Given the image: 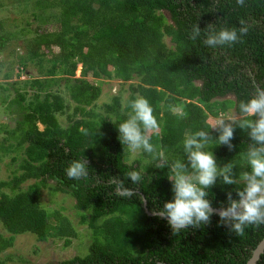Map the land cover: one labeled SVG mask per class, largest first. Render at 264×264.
<instances>
[{"label": "trees", "instance_id": "trees-1", "mask_svg": "<svg viewBox=\"0 0 264 264\" xmlns=\"http://www.w3.org/2000/svg\"><path fill=\"white\" fill-rule=\"evenodd\" d=\"M50 8L60 11L59 30L36 31L25 41L26 54L17 56L18 69L4 75L17 86L9 103H15L17 115L9 114L13 126L1 128L0 152L1 157L16 153L11 163L18 167L9 181L0 182V190L9 191L0 192V224L9 234L0 235V254L12 248L18 235L32 234L40 243L60 238L67 246L76 237L68 219L54 212L50 223L41 209L40 193L48 188L75 201L81 224L93 235L88 255L58 264H246L264 237V225H250L241 236L214 215L207 225L173 234L165 220L148 215L172 198L170 169L155 168L142 153L129 162L117 125L127 118L131 100L147 98L160 125L151 142L172 160L175 153L183 155L186 133L214 126L230 109L238 116V103L255 86H264V0H245L243 6L236 0H37L33 5L35 10ZM241 23L247 32L232 46L206 47L203 34L197 41L189 39L196 24L206 32L208 25L219 30ZM3 28L0 24V53L18 38ZM20 32L23 36L26 29ZM52 47L58 55H52ZM30 65L36 71L32 77L26 73ZM78 66L81 73L75 78ZM22 76L29 79L20 82ZM89 78L126 84L125 106L114 97L97 110L102 90ZM62 92L73 106L65 127L59 116L69 105ZM249 143L247 131L237 127L232 150L216 143L209 150L218 166L232 162L238 178L247 170L243 154ZM81 156L88 161V177L69 179L65 169ZM132 169L145 171L135 187L126 175ZM113 177L134 187L138 196L125 198ZM236 188L243 184L218 181L209 189L213 207L226 206L227 192L236 198ZM256 264H264V253Z\"/></svg>", "mask_w": 264, "mask_h": 264}, {"label": "clouds", "instance_id": "clouds-1", "mask_svg": "<svg viewBox=\"0 0 264 264\" xmlns=\"http://www.w3.org/2000/svg\"><path fill=\"white\" fill-rule=\"evenodd\" d=\"M236 2L243 6L245 0ZM246 32L242 23L239 28L219 30L208 25L206 32L196 24L189 39L197 41L203 34V44L217 48L232 46ZM128 107L127 118L117 125L118 139L131 153L150 156L155 168L170 169L171 175L167 178L171 182L172 198L163 207L153 208L151 214L165 220L173 234L207 225L214 215L219 216L222 226L241 236L250 225H264V86H255L253 94L238 103L239 118H222L214 126L186 133L180 144L182 157L172 160L151 142L160 125L148 99L138 96L129 102ZM172 110L179 109L173 107ZM237 127L246 130L250 140L243 154L247 170L242 171L238 178L232 162L218 166L216 156L209 150L212 143L232 150ZM210 129L218 133L215 139L210 135ZM88 170V161L81 156L69 163L65 173L69 179L79 181L88 177ZM126 175L134 187L145 179L143 169H132ZM218 181L226 186L236 185L239 181L243 188L235 189L236 198H233L232 192H227L226 206L217 211L209 199V189ZM112 183L125 198L138 196L134 187H127L119 177H113Z\"/></svg>", "mask_w": 264, "mask_h": 264}, {"label": "rangeland", "instance_id": "rangeland-1", "mask_svg": "<svg viewBox=\"0 0 264 264\" xmlns=\"http://www.w3.org/2000/svg\"><path fill=\"white\" fill-rule=\"evenodd\" d=\"M37 0H0V24H3V30L9 34H15L17 40L6 44L5 49L0 53V86L6 88V90H0V143L2 142L5 135L1 133V128L5 126H13V120L9 114H13L16 118V105L13 103L9 107V103L13 102L14 87L11 82L5 80L4 75L9 74L11 71L18 69L17 56L25 55L26 51L23 49L25 41L33 39L38 33H51L57 32L59 26L60 11L59 9H45L35 10L33 5ZM35 13V16H31ZM168 18V14L164 13ZM27 24V25H26ZM26 29V33L21 35V30ZM167 45L169 40L165 39ZM52 55H58V49L52 47ZM49 56V54H48ZM26 73L30 74L31 77L36 75V71L30 65L28 66ZM81 67L78 66L75 78L80 77ZM29 78L22 76L20 82L27 81ZM93 84L100 85L102 90L101 96L96 102L97 110L103 105L110 104L114 97L121 99L122 108L125 106L129 98V91L127 85H122L116 80H101L98 82L92 81ZM54 91L61 90L62 88H54ZM60 91V92H61ZM65 102L69 105V109L65 112V115L59 116V123L62 127L68 124L67 116L72 114V104L67 100L66 94L61 93ZM231 98L233 97H226ZM5 102L2 103L3 100ZM7 108L10 110H7ZM12 116V115H11ZM227 117H236L234 110L230 109L227 114L215 119L217 120ZM40 129H42L40 127ZM0 152V182L9 181L12 178V173L16 171L18 164L11 163L12 158L16 156V153H11L1 157ZM139 157V153H128V161H134ZM176 158H181L182 155L175 153ZM32 181L24 184L22 187L25 188ZM0 192L8 193L7 189H2ZM75 201L62 193L53 192L50 189H42L40 193L39 205L42 210L47 212L49 222L54 223V219L51 215L54 212H59L63 217L69 220L73 230L76 233V237L69 239L70 244L67 246L64 243V239L51 238L46 243H40L36 241V238L32 234L18 235L14 239L12 248L0 254V260L4 261L5 264H58L60 262L71 260L74 257H85L88 255V248L93 241L92 230L87 224H81L80 215L74 208ZM53 225V224H52ZM0 235L3 237H9V234L3 229L0 224Z\"/></svg>", "mask_w": 264, "mask_h": 264}, {"label": "water", "instance_id": "water-1", "mask_svg": "<svg viewBox=\"0 0 264 264\" xmlns=\"http://www.w3.org/2000/svg\"><path fill=\"white\" fill-rule=\"evenodd\" d=\"M144 206L146 209V204L144 202ZM217 211L219 209H216ZM147 211V210H146ZM149 216H153L152 214L148 213ZM264 253V237L263 239L260 241V243L257 245V247L253 250L251 257L249 258V260L247 261L246 264H256L259 259L260 256ZM255 256V259H253V257Z\"/></svg>", "mask_w": 264, "mask_h": 264}]
</instances>
